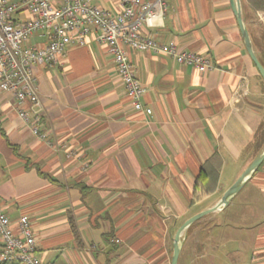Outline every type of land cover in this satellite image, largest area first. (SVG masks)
Listing matches in <instances>:
<instances>
[{
	"label": "crops",
	"instance_id": "obj_1",
	"mask_svg": "<svg viewBox=\"0 0 264 264\" xmlns=\"http://www.w3.org/2000/svg\"><path fill=\"white\" fill-rule=\"evenodd\" d=\"M166 2L164 16L142 33L206 55L214 67L201 72L167 54L129 49L151 114L133 106L108 45L94 33L58 64L34 69L46 140L0 89V201L13 222L28 217L42 261L171 264L179 226L216 204L264 148V79L230 0ZM240 2L264 66V0ZM95 3L120 11L118 0ZM48 40L37 33L30 44ZM215 156L216 188L211 176L197 184ZM204 187L209 193L195 199ZM241 190L245 213L233 218L227 253L220 254L227 239L214 237L211 220L198 225L202 218L184 233L178 264H264V161Z\"/></svg>",
	"mask_w": 264,
	"mask_h": 264
},
{
	"label": "built area",
	"instance_id": "obj_2",
	"mask_svg": "<svg viewBox=\"0 0 264 264\" xmlns=\"http://www.w3.org/2000/svg\"><path fill=\"white\" fill-rule=\"evenodd\" d=\"M119 12L95 0H0V89L14 100L17 113L40 139L48 138L43 129V102L38 92L36 66L58 64L67 48L85 45L94 33L108 45L116 70L133 106L153 112L144 105L146 88L139 80L128 50L151 51L172 56L201 72L214 67L201 53L179 49L176 42H161L142 33L143 25L155 26L164 16L167 0H118ZM24 14L26 18H17ZM47 34L43 45L30 44L34 34ZM118 241V240H117ZM0 264H53L36 254V238L27 216L13 222L0 201Z\"/></svg>",
	"mask_w": 264,
	"mask_h": 264
},
{
	"label": "water",
	"instance_id": "obj_3",
	"mask_svg": "<svg viewBox=\"0 0 264 264\" xmlns=\"http://www.w3.org/2000/svg\"><path fill=\"white\" fill-rule=\"evenodd\" d=\"M232 10L234 15L237 19L238 26L244 41L245 48L252 59L253 63L255 64L256 68L258 69L260 75L264 79V66L259 60L258 56L256 55L253 44L250 38L249 30L244 23L241 13V2L240 0H230ZM264 161V148L259 152V154L254 158V160L249 164V166L242 172V174L237 178V180L224 192L221 199L214 204L213 206L206 208L197 212L196 214L190 216L186 219L181 226L177 229L174 240H173V255L171 259V264H178L181 246H182V239L183 235L186 230L196 221L203 218L205 215L215 212L217 210L222 209L226 206L243 188L245 183L251 178V176L258 170L261 164Z\"/></svg>",
	"mask_w": 264,
	"mask_h": 264
},
{
	"label": "rangeland",
	"instance_id": "obj_4",
	"mask_svg": "<svg viewBox=\"0 0 264 264\" xmlns=\"http://www.w3.org/2000/svg\"><path fill=\"white\" fill-rule=\"evenodd\" d=\"M232 185V184H231ZM226 191V190H225ZM224 191V192H225ZM224 192L222 193L221 197L223 196ZM220 193H216L215 195H210V197L204 199L200 204L195 206L192 211H196L205 205H208L214 201V199L219 196ZM220 197V199H221ZM244 198H245V191L240 190V192L234 197V200L232 202H229L226 206H224L222 209L217 210L215 212L209 213L204 216V219H202L198 225L207 224L208 226L211 222V230L215 237V234L222 236L227 239L226 242H224L223 247L220 250V254L224 255L227 253L229 246L231 243H229L230 234H233V227L232 222H234L233 218L239 217L244 215L245 209H244ZM206 209V208H205ZM204 210V209H203ZM208 224V221H210ZM210 232L206 233L209 234ZM211 247V246H208ZM227 259H221V264H227ZM203 264H210L209 260L204 259Z\"/></svg>",
	"mask_w": 264,
	"mask_h": 264
},
{
	"label": "trees",
	"instance_id": "obj_5",
	"mask_svg": "<svg viewBox=\"0 0 264 264\" xmlns=\"http://www.w3.org/2000/svg\"><path fill=\"white\" fill-rule=\"evenodd\" d=\"M208 164H209V165H208L207 167L205 166V167L202 169L200 175L198 176V178H197V184H200L201 181H202L203 179H206V178H208V177L211 176L213 179L215 178V188H216L217 181H218L219 169H220V166H221V161H220L219 159H217V157L215 156V165H214V162H210V161H209ZM212 164H213V165H212ZM211 165H212V166H215V167H214V170L210 169V166H211ZM212 173H213L214 175H212ZM208 193H209V190H208L206 187H204V188L202 189L201 192L195 194V199H199V198H201L203 195H206V194H208ZM192 225H193V224H192ZM190 227H191V226H190Z\"/></svg>",
	"mask_w": 264,
	"mask_h": 264
},
{
	"label": "flooded vegetation",
	"instance_id": "obj_6",
	"mask_svg": "<svg viewBox=\"0 0 264 264\" xmlns=\"http://www.w3.org/2000/svg\"><path fill=\"white\" fill-rule=\"evenodd\" d=\"M204 218V217H203Z\"/></svg>",
	"mask_w": 264,
	"mask_h": 264
}]
</instances>
